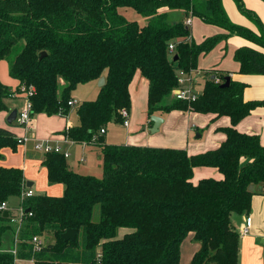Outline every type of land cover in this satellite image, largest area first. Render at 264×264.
Returning <instances> with one entry per match:
<instances>
[{
  "label": "trees",
  "instance_id": "1",
  "mask_svg": "<svg viewBox=\"0 0 264 264\" xmlns=\"http://www.w3.org/2000/svg\"><path fill=\"white\" fill-rule=\"evenodd\" d=\"M235 1L253 16L243 0ZM123 8H132L146 22L128 20ZM167 10H183L225 32L198 43L185 21H169ZM233 35L255 45L235 50L238 72L264 75V32L234 23L223 0H204L203 5L198 0H0V60L21 45L10 67L20 85L14 91L0 80V110L7 109V98L33 88L32 116H67L77 103L72 95L77 86L105 77L95 100L76 105L79 123L64 131L74 142L100 146L103 176L81 174L63 154L45 153L48 181L63 184L64 193L35 194L20 203L24 215L16 254L1 250L4 233L15 224L10 210L8 216L0 211V264H16L17 259L35 264H180L181 245L190 234L201 243L191 264H239L241 235L232 215L249 214L257 188L264 192V144L259 134L241 132L237 124L264 106V100L246 101L248 85L239 79L222 87L231 75L217 69L204 72V88L196 100L173 94L179 70L198 69L202 54ZM171 42L174 52L169 51ZM137 70L149 81V117L174 110L228 116L231 124L221 128L226 139L216 149L192 155L184 148L107 143L100 130L113 119L123 123L120 111L131 108L129 85ZM18 144L15 133L0 127V159L4 147ZM198 167H215L222 178L194 183ZM26 189L21 168L0 165V205ZM69 228L78 230L75 241L62 238ZM36 235L47 238L40 250L30 242Z\"/></svg>",
  "mask_w": 264,
  "mask_h": 264
},
{
  "label": "crops",
  "instance_id": "2",
  "mask_svg": "<svg viewBox=\"0 0 264 264\" xmlns=\"http://www.w3.org/2000/svg\"><path fill=\"white\" fill-rule=\"evenodd\" d=\"M198 2H200L202 5L204 4V0H198ZM243 2L245 7L249 9L251 13H253V16H247L246 14H244L238 7L235 0H223V4L230 19L234 23L245 26L253 30L257 34L263 33L264 32V0H243ZM123 12L124 10L121 9L122 14ZM167 13H168V19L171 23H176L179 21L187 22V19L190 18L191 23L189 24V26L191 27V34H192L191 38L198 43L203 41L208 36L214 35L216 33L225 32L224 29L218 26L205 23L199 17H188L183 10H176V11L167 10ZM140 16L144 21L147 20L142 15ZM182 16H184L183 19H181ZM175 17H179V19L181 20L177 21L175 20ZM256 17L259 20H261L262 27L258 25L257 21L255 20ZM198 30L201 31V35L199 36V38H195ZM244 45L255 46L246 38L239 35H233L227 41L221 42L210 53L202 54L199 58V67L197 69L200 73L196 77L198 88L200 90L201 89L203 90L204 88V83L206 80V76L204 72L210 69H217L222 71H228L230 72L231 78L239 79L247 83L248 86L246 87L244 92V98L246 101L264 100V75L241 74L238 72L239 63L236 62L234 59V52L238 47ZM3 60L5 59L0 60V64ZM12 78L15 81L13 80L12 82L8 81L6 75L0 69L1 82L15 91L19 88L20 81L14 77ZM90 82H96L97 84L98 80H93ZM10 83H14V85L11 86ZM97 86L98 89L96 93L98 96L101 86L99 85ZM129 91L131 95V108L129 111L132 118V121L129 123V126L132 127L131 125H135L136 121H139L141 123L140 125L142 127L143 133L151 134L149 128L153 124L150 122V117L148 115L149 81L142 75L140 70L136 71L129 85ZM23 98H26L24 93L16 92L12 97L6 99L5 102L7 104V109L0 110V127L12 131L13 133L16 134L17 137H20L22 135L23 136L29 135L30 137H32L35 136V133L36 136L37 134L40 135L41 133H55V134L60 133V135H58L57 137L58 141L56 142H60L63 147L68 145L69 143L72 142L75 143L64 134V131L74 125H77L79 121L75 122L68 120L69 119L68 115L61 117V115L58 114L47 115L45 113H39L38 117H36V115L33 116L29 128H24L21 126L14 127L10 125L7 121V118L11 113V111H13L14 109H18V111L21 109L23 104ZM156 115L162 116L164 118V123L161 125L159 130L160 133L157 134L156 137H150V138H148L147 135H145L146 137L144 138L146 140H144L143 142H136V143L132 142L130 144L157 146V147L184 148L191 155L199 154L219 147L221 143L226 139V134L221 128L227 127L231 124L230 117L228 116L218 117L216 114H212V113L202 114L198 112H184L181 110H174L169 113H157ZM57 117H60V119H57V121L53 122L54 118ZM200 121L203 122L199 123ZM52 123L56 124V126L51 127L50 124ZM175 124L178 126V128H174ZM200 125H202V127H204L205 125L208 126L213 125V128H215L216 133H212L207 141H196L200 137H204L203 134H202L203 136H200L199 138L195 137V139H190V136L192 134L191 132H193L194 128H196V130H199ZM237 129L245 133L259 134L261 137V142L264 144V106H259L255 108L251 112V114H249L247 117L242 119L237 124ZM162 133H164L165 137L162 136ZM170 135L173 136L170 140L176 142L177 144H172V146H160V144H158L157 140L159 141L163 138L166 139ZM138 138H141V136ZM3 153L4 156L2 157V159H0L1 166H3L2 165L3 160H6V158L9 157L8 155L9 149L3 148L2 154ZM43 158L44 155L41 159V162L43 161ZM85 162H86V158L81 157L79 163H85ZM27 169H28L27 166H25L24 178L25 181L28 183L30 181H28ZM209 177L220 179L222 178V174L215 167H198L195 169L193 182L198 183L200 179L209 178ZM30 187L34 190V182H32V185ZM261 190L262 188L258 187L257 193L253 195L251 211L249 212V214L232 215L233 225L235 226V229L238 232L241 231L242 226L245 224L246 217H249L251 220L249 233L241 236L239 264H264V192H261ZM60 194L61 192L59 194L55 193V195H60ZM12 199L13 198H11L8 201V206L11 213L14 214L12 211V206H13L11 202ZM184 246L188 252V255H186L187 261L188 263L189 261L192 262L195 253L199 251L201 248V243L195 241L193 239V234H190L183 241L182 248H184ZM1 250H3L2 247ZM17 260L18 261L20 260L22 262H28L30 264H35L34 260L32 259H17ZM18 261H16V264H18ZM209 264H215V263H209Z\"/></svg>",
  "mask_w": 264,
  "mask_h": 264
},
{
  "label": "rangeland",
  "instance_id": "3",
  "mask_svg": "<svg viewBox=\"0 0 264 264\" xmlns=\"http://www.w3.org/2000/svg\"><path fill=\"white\" fill-rule=\"evenodd\" d=\"M126 9V10H125ZM124 10L123 14L127 17L128 20H137L139 23H145L140 16L138 12L133 10L132 8H123ZM176 11V10H175ZM184 16L181 17L183 19ZM179 17H175V20H181ZM201 35V31H197V35L195 38H199ZM21 45H17L14 47L11 54L5 58L1 62L0 69L2 72L6 75L8 81H15L11 74L9 68L11 67V64L13 63L16 54L20 51ZM11 86L14 85V83H10ZM98 82H90L86 84H80L77 86V88L73 92V98L76 100V104L73 106V108L70 110L68 117V120L78 122L79 117L76 111V105L78 103H81L85 100H95L97 97V86ZM26 97V96H25ZM26 104V98H23V106ZM63 115H61L62 117ZM38 117V114L36 115ZM65 118V117H64ZM139 118V115H138ZM57 119H60V117L54 118V121H57ZM178 120V119H176ZM132 121L131 115L129 116V122ZM176 122V121H175ZM179 122V121H178ZM203 121H200L199 123H202ZM141 123L139 121H136L135 125L126 126L123 123L116 122L114 119L111 120L106 125L107 132L104 133L105 141L110 144H130L132 142H143L146 140L144 137L147 135L148 138L150 137H156L157 133H143L142 127L140 125ZM178 124V123H177ZM51 127L56 126V124L52 123L50 124ZM14 127H18V125H15ZM174 128H178V126L175 124ZM190 139L199 138L197 137V134L200 133L201 136L204 135V137H200L196 141H207L212 133H216L215 128H213V125L208 126L205 125L202 127L200 125V129L196 130L194 128L193 132H191ZM34 134V133H32ZM203 134V135H202ZM58 135L60 133H41L40 135L35 133V136L30 137L25 143H20L17 145L16 148H13L11 146H6L4 149H9V157L6 158V160H3V166L4 167H18L21 168L24 172L25 166H27V177L28 181L34 182V190L37 194H44L49 196H62L64 193L63 184L56 183V184H50L48 181V174L47 170L45 169L44 165H42L41 159L44 152L36 149V143L38 141H45V140H52L53 143H56L58 141ZM23 136V135H22ZM141 138H138L140 137ZM162 136H164V133H162ZM21 137V136H20ZM165 137V136H164ZM173 136H168L166 139L163 138L161 140H157L158 144L160 146H172V144H177L176 142H173L170 140ZM135 138V139H134ZM210 141V140H209ZM71 142V141H70ZM65 150L69 151L71 153L70 157L67 158L68 165L72 170H76V172H79L81 174H91L94 176H97L101 178L103 176V168H102V155H101V148L98 145L95 144H85V143H69L68 145L63 147ZM4 156V153H3ZM81 157L86 158L85 163H79V160ZM60 195H55V193ZM11 200L13 206L12 211L15 215L20 216L19 206H20V199L19 197H12ZM99 216V206L95 208V219H98ZM17 225H13V229L9 230L4 233L3 236V244L2 249L5 251H9L11 253L14 252V246H15V233ZM47 239V238H46ZM187 244V242H186ZM185 245V243H184ZM188 252L184 246L182 248L181 245V261L180 264H191V262L187 261ZM18 261V260H17ZM18 264H30L28 262H22L18 261Z\"/></svg>",
  "mask_w": 264,
  "mask_h": 264
},
{
  "label": "built area",
  "instance_id": "4",
  "mask_svg": "<svg viewBox=\"0 0 264 264\" xmlns=\"http://www.w3.org/2000/svg\"><path fill=\"white\" fill-rule=\"evenodd\" d=\"M190 23H191V20L190 18H188L186 24L189 25ZM175 48H176V44L174 42H171L169 45V51L174 52ZM199 73L200 72L197 69L191 70L190 72L184 71V70L178 71V85L175 87L173 91V94L177 99L192 102L199 97V95L202 92V89L200 90L198 88L197 81H196L197 80L196 77ZM216 81L220 82V79L216 78ZM22 93H24L26 96V104L24 105L22 109L18 111L15 122H16V125L18 126L29 128V125L33 119V116H32L33 103L30 99V96L33 94V88L29 90H24L23 88ZM120 114L123 118V124L126 126H129V123H130L129 122V116H130L129 109L122 108L120 111ZM105 132H106V128H102L100 130L101 134H104ZM17 138L20 143H25L29 139V135H24V136L17 137ZM36 149L44 153H50V152L60 153V154H63L66 158L70 156V152L65 150L60 142L53 143L52 140L38 141L36 143ZM33 195H35L34 190L30 189L27 186V189L23 192L21 196H19V199L22 203L25 198L31 197ZM0 211H9L8 202H3L0 205ZM19 211H20V216H17L14 214L11 218V222L17 225L16 233H15V246H14V252H13L14 254L17 253V244L19 242V232H20L21 224L23 220L22 217L24 215L23 208H20ZM30 215H32L31 212H30ZM250 223H251L250 218L246 217L245 224L242 226V229L240 231L241 236L249 233ZM30 242L34 245V248L36 250L42 249L43 247L46 246V243H47L46 239L43 236H38V235L34 236L32 238V241ZM72 264H79V263H72Z\"/></svg>",
  "mask_w": 264,
  "mask_h": 264
},
{
  "label": "water",
  "instance_id": "5",
  "mask_svg": "<svg viewBox=\"0 0 264 264\" xmlns=\"http://www.w3.org/2000/svg\"><path fill=\"white\" fill-rule=\"evenodd\" d=\"M46 55V52H43L41 57L45 56ZM175 59H177V55L175 56ZM231 81V76H227L225 78V82L221 85L222 87H226L229 85ZM105 84V77H101L99 80H98V85L99 86H103ZM17 114H18V109H14L13 111H11V113L9 114L8 118H7V121L8 123L11 125L15 120H16V117H17ZM150 121L152 122V126L149 128V131L151 133H157L159 132L160 130V127L161 125L164 123V118L162 116H159V115H151L150 116ZM201 134L198 133L197 134V137H200ZM32 185V182H28L27 183V186L30 187ZM26 212H29V209H27ZM4 215L5 216H8L9 215V212L8 211H5L4 212ZM78 234V230L77 229H74V228H69L67 229L64 233H62V238L65 240V241H75L76 240V236Z\"/></svg>",
  "mask_w": 264,
  "mask_h": 264
}]
</instances>
